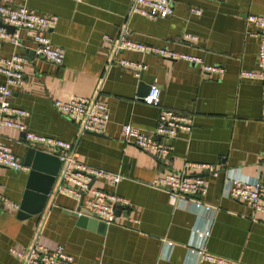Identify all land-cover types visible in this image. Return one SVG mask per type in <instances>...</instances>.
<instances>
[{
  "label": "crops",
  "instance_id": "crops-1",
  "mask_svg": "<svg viewBox=\"0 0 264 264\" xmlns=\"http://www.w3.org/2000/svg\"><path fill=\"white\" fill-rule=\"evenodd\" d=\"M132 1L28 0L27 7L36 14L58 18L48 36L66 51L62 65L38 58L23 31L19 48L0 42L1 57L18 53L29 58L24 85L13 98V106L29 116L17 120L29 132L72 143L78 160L120 174L123 180L116 188L102 180L94 186L129 201L128 215L105 230L94 219H78L74 213L80 200L63 194L53 203L52 194L44 212L27 219L0 202V264H21L11 250L25 251L38 237L41 223L40 241L62 244L78 264H198L201 249L243 264H264V215L226 196L230 180L259 179L264 186V82L240 77L243 71H262L259 40L249 36L256 30L246 18L264 16V0H170L174 15L168 19H131L132 41L198 56L222 67V78L184 61L130 51L119 53L107 69L110 44L105 37H118ZM0 4L16 7L24 2ZM186 34L198 41L185 39ZM122 60L147 69L136 77L118 65ZM4 80L0 75V83ZM151 86L161 91L157 106L136 99L146 97ZM74 96L98 97L109 107L111 121L103 137L81 134L78 119L57 112V100ZM165 109L193 116L195 122L190 134L180 132L171 142L170 158L123 143L124 124L150 133ZM0 143L18 157L31 148L25 133L11 128L0 131ZM187 163L195 165L192 176L209 179L205 197L173 198L150 185L156 177L182 171ZM28 175L0 167V195L21 206ZM207 231L204 238L200 233Z\"/></svg>",
  "mask_w": 264,
  "mask_h": 264
},
{
  "label": "built area",
  "instance_id": "built-area-1",
  "mask_svg": "<svg viewBox=\"0 0 264 264\" xmlns=\"http://www.w3.org/2000/svg\"><path fill=\"white\" fill-rule=\"evenodd\" d=\"M23 0L21 6L11 7L0 4V42L8 41L14 47L19 48L21 43L20 32L23 31L29 37L35 47V55L54 65H62L66 51L55 46L48 33L58 23L56 16H42L30 10ZM222 1V0H218ZM191 12L201 16L199 9L193 8ZM174 15V8L170 0H133L127 15L124 17L118 37H105L110 44L109 62L107 69L115 63L119 53L130 51L144 55H153L172 61H184L197 66L205 75H217L222 78L225 70L219 66L208 65L198 56L181 54L165 48L145 45L129 39V24L134 16L158 20L168 19ZM249 25L256 31L249 36L259 40L258 65L261 72L243 71L240 77L243 79H256L264 82V16L249 15L246 18ZM6 26L15 28L9 32ZM185 39L197 42L196 36L186 34ZM29 62L26 55L13 53L9 58L0 56V75L4 82L0 83V131L3 128H11L26 135L32 148L55 155L61 162V169L57 177L55 191L77 200H82L91 216L111 226L118 222L115 215L116 208H128L129 201L118 196L115 192H108L92 185L96 180H102L116 188L123 180L118 174L103 168H99L77 159L74 145L70 142L41 136L27 130V126L19 122L17 118L28 117L29 113L13 106V98L16 90L24 85L25 67ZM118 65L130 69L136 77L147 69L143 63L122 60ZM161 91L157 86H151L146 97H137L148 105L157 106L160 102ZM54 107L63 116L76 118L79 121L80 133H95L104 135L111 121L109 107L101 102L98 97L87 98L74 96L68 100H57ZM194 117L183 115L173 110L165 109L160 113L158 125L154 131L146 133L131 124H124L121 128V137L125 145H134L163 158H170L173 152L171 142L177 138L180 132L191 133L194 128ZM0 167L16 172H30V168L22 164L19 157L6 145L0 143ZM195 165L187 163L180 172L154 178L150 185L160 188L172 195L173 198H203L209 193L210 181L206 177L192 176L190 171ZM226 196L247 204L256 214L264 215V186L259 179L254 182L230 180L226 188ZM0 202L9 208L19 211L20 205L0 195ZM203 205L198 202L196 208ZM208 208V207H207ZM21 252L11 250V254L18 258L21 264H78L67 253L62 244L48 245L40 241V234ZM209 231L200 233L204 238L209 237ZM198 264H243L235 260L218 257L206 253L202 249L198 251Z\"/></svg>",
  "mask_w": 264,
  "mask_h": 264
},
{
  "label": "water",
  "instance_id": "water-1",
  "mask_svg": "<svg viewBox=\"0 0 264 264\" xmlns=\"http://www.w3.org/2000/svg\"><path fill=\"white\" fill-rule=\"evenodd\" d=\"M9 28L15 30L13 27ZM88 134L103 137V135L95 133ZM19 159L22 164L30 168L26 190L19 210V217L27 219L33 216L41 215L44 212L55 187L57 177L61 169V162L57 156L32 147L27 150L25 156H19ZM94 183L95 181L92 185H94ZM57 195L58 192L55 191L52 203ZM79 207V210L74 213L78 219L91 218L100 222L103 230L108 228L107 224L93 218L88 209L82 210V200L80 201ZM128 210L129 209L127 208H116L115 215L118 217L122 215L126 217L129 213Z\"/></svg>",
  "mask_w": 264,
  "mask_h": 264
},
{
  "label": "rangeland",
  "instance_id": "rangeland-1",
  "mask_svg": "<svg viewBox=\"0 0 264 264\" xmlns=\"http://www.w3.org/2000/svg\"><path fill=\"white\" fill-rule=\"evenodd\" d=\"M41 243H43V242H41ZM43 244H45V243H43Z\"/></svg>",
  "mask_w": 264,
  "mask_h": 264
}]
</instances>
